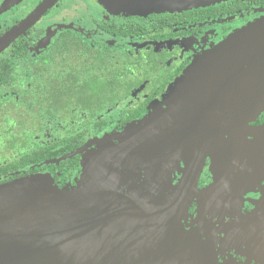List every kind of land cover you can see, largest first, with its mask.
Returning a JSON list of instances; mask_svg holds the SVG:
<instances>
[{"label": "flooded vegetation", "instance_id": "obj_1", "mask_svg": "<svg viewBox=\"0 0 264 264\" xmlns=\"http://www.w3.org/2000/svg\"><path fill=\"white\" fill-rule=\"evenodd\" d=\"M45 1L0 0V41ZM235 1L149 16L111 14L100 8L101 0H59L49 8L0 53V110L9 120L8 137L0 132L5 139L16 136L21 146L25 142L38 152L58 145L47 154L58 157L27 167L9 182L46 176L58 189H72L82 178L83 161L98 152L101 143L177 140L168 147L171 158L153 166L139 160L135 162L139 167L134 164L127 171L135 185L160 190L157 199L164 196L158 201H165L184 176V154L200 148L183 139L189 136L199 144L200 138L189 135L191 115L183 114L172 124L174 117L163 103L170 86L204 53L264 17V6L251 5L253 0H241L245 5L235 11L224 6ZM211 8L222 13L205 17L202 12ZM6 74L21 76L14 82L3 81ZM91 79L97 85L90 86ZM158 109L162 119L152 125L156 128L131 130ZM13 110L26 119L35 118L36 128L25 130L27 121H14ZM250 126H264V112ZM224 140L256 142L251 135ZM259 147L256 156L247 153L233 161L218 153L209 155L183 223L188 233H195L213 250L219 264H264V143ZM11 149V155L21 153L14 145ZM159 169L161 175L153 185L148 171Z\"/></svg>", "mask_w": 264, "mask_h": 264}, {"label": "water", "instance_id": "obj_2", "mask_svg": "<svg viewBox=\"0 0 264 264\" xmlns=\"http://www.w3.org/2000/svg\"><path fill=\"white\" fill-rule=\"evenodd\" d=\"M58 1L46 0L1 40L0 53ZM228 1L105 0L104 6L116 9L117 14L149 16ZM262 20L204 53L166 96L163 104L174 117L172 124L183 114L193 117L189 135L200 142L189 136L183 140L200 148L193 146L190 155L184 154V176L165 201L157 199L160 190L138 187L116 167L130 170L139 160L153 166L171 158L168 149L179 141L103 143L83 161L85 174L74 191L60 190L46 176L35 175L0 185V264H219L213 250L195 233H188L183 223L209 155L218 153L232 161L247 153L256 156L264 143V126H250L264 112ZM161 119L158 109L131 130L156 125ZM247 135L254 136L255 144L224 140L225 136L246 139ZM110 161L117 163L106 166ZM148 173L154 185L161 169Z\"/></svg>", "mask_w": 264, "mask_h": 264}, {"label": "trees", "instance_id": "obj_3", "mask_svg": "<svg viewBox=\"0 0 264 264\" xmlns=\"http://www.w3.org/2000/svg\"><path fill=\"white\" fill-rule=\"evenodd\" d=\"M253 1H254V3H252L251 5L255 4V5L264 6V0H253ZM243 5H245V3L243 1L236 0L233 3L228 4V5H224V6L232 8L233 11H235V10H237V8H240ZM220 13H222L221 10L215 9V8H211L209 10H205L204 12H202V14H204V16L207 18H213L214 16H216V14L219 15ZM4 70H7V69L4 68ZM20 76H21V74H6V78H4L3 81H7L10 79V81L14 82V81L19 80ZM95 84H96V82L93 79H91L89 85L93 86ZM174 84H175V82H174ZM104 85L107 86L108 84L105 83ZM172 86H170V87H172ZM32 105H33L32 101H30L28 107L30 109H32ZM10 138H11V140H14L16 138V136H13ZM12 143L14 145V142H12ZM101 144H103V143H101ZM21 147L24 149L23 152H21L20 154L14 153L7 160L8 162H1L0 163V185H2L5 182H9V181L17 178L19 175H21V173H23V170H25L27 167H31V166H34L38 163H42L44 161H47V160H49V158H57L58 157V155H54V156H48L47 155L54 148H57L58 145H53V147H48L46 149H42V151H40V152L35 150L34 146H32L30 144H26L25 142H24V144H22ZM56 151H58V150H56ZM58 153H59V151H58Z\"/></svg>", "mask_w": 264, "mask_h": 264}, {"label": "rangeland", "instance_id": "obj_4", "mask_svg": "<svg viewBox=\"0 0 264 264\" xmlns=\"http://www.w3.org/2000/svg\"><path fill=\"white\" fill-rule=\"evenodd\" d=\"M102 2H100L101 4L100 5H102L100 8H102V9H107V8H105V3H104V1L105 0H101ZM109 9V10H108ZM107 10L111 13V14H113V13H116V9H114L113 8V10H111L110 8H108ZM69 13H71V11L70 12H66L65 14H69ZM61 17H62V15H61ZM263 19V20H262ZM260 20H262V21H264V17H262V18H260V19H258V20H256L255 22H253V23H256V22H258V21H260ZM252 24V23H251ZM250 24V25H251ZM249 26V25H248ZM248 26H246V27H244V28H242L241 30H244V29H246ZM260 26H261V28L263 29L264 28V22H262V24H260ZM240 31V30H239ZM239 31H237V32H235L234 34H236V33H238ZM234 34H232V35H234ZM230 36H228V38H229ZM228 38H226L225 40H227ZM224 40V41H225ZM223 41V42H224ZM242 48L240 47V50H241ZM119 64H120V66H122L124 63L120 60V62H119ZM15 111L16 110H13V111H11V113H12V115L15 113ZM4 109H2V110H0V131L1 132H4L5 134V136L6 137H8V135H6V132H5V130L6 129H9V125L7 124L8 122H9V120L8 119H6L5 117H4ZM13 120L14 121H21V122H24V121H27V126H26V128H25V130H29V131H31V130H33V128L35 129L36 128V126H33V124L36 122V119L34 118H28V119H26V117H21L18 113H15L14 114V116H13ZM0 132V162H4V161H7L9 158H10V155L11 154H9V152H11L12 151V149H11V145H13V143H12V141H11V139L10 138H6L5 139V136H3L2 135V133ZM35 136H39V133H36L35 134ZM143 136L144 135H142V138H143ZM33 138V137H32ZM14 142V146H16V152L18 151V152H21V150L19 151V149H20V142L19 141H17V140H14L13 141ZM16 142V143H15ZM113 163L114 162H106V166H112L113 165ZM117 163V162H116ZM116 163H114V164H116ZM133 165H134V163H133ZM137 167H139L140 165H139V163H136L135 164ZM116 167V166H115ZM116 169H118V170H120V171H124V174L127 176H129V177H131L132 178V175H130V174H128L129 172H127L128 170H127V168H123V167H121V166H119V168H117L116 167ZM126 170V171H125ZM129 171H131V170H129ZM85 173L83 172V175H84ZM82 175V176H83ZM138 175V174H137ZM80 181H81V179H80ZM79 181V182H80ZM78 182V183H79ZM78 188V185L76 186V187H74V188H72V189H70V188H66V189H70L71 191H74L75 189H77ZM148 190H153V189H151V188H149ZM154 191V190H153ZM164 194H165V192H164ZM163 194V195H164ZM164 198V196H162V198L161 199H158V200H162ZM181 264H185V263H181Z\"/></svg>", "mask_w": 264, "mask_h": 264}]
</instances>
